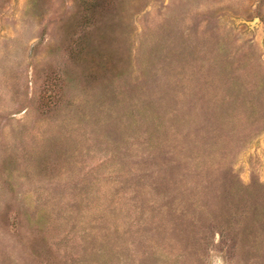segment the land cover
I'll list each match as a JSON object with an SVG mask.
<instances>
[{
  "label": "rangeland",
  "instance_id": "rangeland-1",
  "mask_svg": "<svg viewBox=\"0 0 264 264\" xmlns=\"http://www.w3.org/2000/svg\"><path fill=\"white\" fill-rule=\"evenodd\" d=\"M0 264H264V0H0Z\"/></svg>",
  "mask_w": 264,
  "mask_h": 264
}]
</instances>
